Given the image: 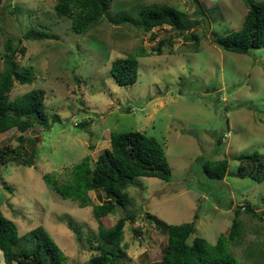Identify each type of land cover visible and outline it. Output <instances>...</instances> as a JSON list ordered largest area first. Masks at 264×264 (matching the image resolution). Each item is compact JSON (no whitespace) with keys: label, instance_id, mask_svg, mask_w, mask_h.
<instances>
[{"label":"rangeland","instance_id":"1","mask_svg":"<svg viewBox=\"0 0 264 264\" xmlns=\"http://www.w3.org/2000/svg\"><path fill=\"white\" fill-rule=\"evenodd\" d=\"M55 4L0 0V72L9 34L40 31L48 36L22 42L26 51L16 63L19 70L31 72L33 83L15 84L8 97L43 89L49 128L34 125L22 134L15 129L0 134V149L16 147L18 138L35 140L32 167L7 165L0 174V209L15 223L18 237L42 227L64 254L63 264H89L100 244L91 206L79 208L77 202L61 199L42 176L52 174L64 182L84 157L92 165L109 149V133L137 131L161 145L171 179L136 178L127 189L130 203L105 218L111 227L134 215L124 226L120 264L161 259L165 231L147 215L163 225H178L197 214L196 235L214 244L227 235L234 210L244 205L257 216L239 214V238L229 250L239 263L264 264V182L234 176L237 156L264 154V50L239 55L212 43L240 29L247 12L244 0H111L103 18L82 35L70 31L68 18L55 14ZM151 5L184 13V34L168 26L145 33L130 24H114L120 16L136 21L137 11ZM192 35L198 39L196 48V41L185 39ZM161 41L166 47L157 55ZM140 51L147 57L138 64V85L117 86L109 72L111 61ZM180 79L186 86L179 87ZM221 159L227 160L225 178L208 179L202 161ZM88 198L93 205L104 202L101 192H88Z\"/></svg>","mask_w":264,"mask_h":264},{"label":"trees","instance_id":"2","mask_svg":"<svg viewBox=\"0 0 264 264\" xmlns=\"http://www.w3.org/2000/svg\"><path fill=\"white\" fill-rule=\"evenodd\" d=\"M110 3L111 0H56L53 10L58 17L70 20L72 33L82 35L103 18L110 8ZM244 3L247 12L240 29L212 39V43L223 51L246 55L250 51L264 50V0H244ZM114 24H130L145 33L162 26H168L180 35L187 30L185 14L167 5L143 7L137 11L136 21L128 16H120ZM46 38L48 36L40 31H31L22 36L9 34L4 42L3 68L0 72V134L12 129L22 134L34 125L45 130L49 128L43 89H32L13 100L8 97L15 84L22 86L33 83L31 72L28 69L19 70L16 63V57L24 55L26 51L22 42ZM154 38L151 34V39ZM185 39H193L196 41L193 47H197V37L185 36ZM170 45L168 43L167 46ZM163 47H166V43L159 42L155 49L157 55L161 54ZM145 57L147 56L144 52L140 51L136 56L114 58L110 63L109 72L115 84L125 88L138 85V64ZM184 82V79H180L179 87L186 86ZM219 143L218 140L217 144ZM109 144V149L99 154L92 165L89 157H84L75 164L68 172L70 178L64 182H58L52 174L42 176L46 187L61 199L77 202L79 208L91 206L93 218L98 224L100 244L96 247L97 254L91 256L89 264H120L119 258L124 256L119 247L124 226L127 221L133 222L134 215L127 214L111 227L106 226L105 218L116 208L124 210L130 203L127 189L134 184L135 179L156 178L164 182L171 179L163 149L154 138L137 131L111 132ZM35 149V140L24 141L21 138H18L16 147L1 148L0 174L1 169L7 165L32 167L36 158ZM235 160L238 162V178L247 177L256 184L264 182V154H242ZM201 168L208 179L221 181L227 174V160H204ZM2 186L12 193L5 183ZM91 191L101 192L104 202L93 205L88 198V192ZM241 213L257 216L248 205L237 207L227 235H220L214 244H209L204 238L196 235L197 214L193 215L190 222L178 225H163L151 215H147L157 227L164 228L166 236V246L161 259L149 264H242L229 250L230 244L237 242L239 238L238 216ZM134 233L139 234L137 230ZM0 255L3 264H63L65 261L64 254L42 227L18 237L15 223L5 218L1 209Z\"/></svg>","mask_w":264,"mask_h":264},{"label":"water","instance_id":"3","mask_svg":"<svg viewBox=\"0 0 264 264\" xmlns=\"http://www.w3.org/2000/svg\"><path fill=\"white\" fill-rule=\"evenodd\" d=\"M190 136H192V137H194L195 139H197V134L196 133H190ZM234 176H236V175H234Z\"/></svg>","mask_w":264,"mask_h":264}]
</instances>
